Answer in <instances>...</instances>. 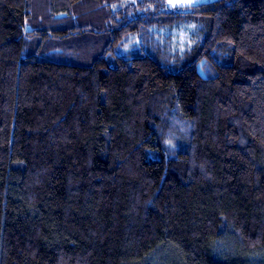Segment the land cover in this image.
Segmentation results:
<instances>
[{
  "label": "trees",
  "instance_id": "16d2710c",
  "mask_svg": "<svg viewBox=\"0 0 264 264\" xmlns=\"http://www.w3.org/2000/svg\"><path fill=\"white\" fill-rule=\"evenodd\" d=\"M0 264H264V0H0Z\"/></svg>",
  "mask_w": 264,
  "mask_h": 264
},
{
  "label": "rangeland",
  "instance_id": "374dc122",
  "mask_svg": "<svg viewBox=\"0 0 264 264\" xmlns=\"http://www.w3.org/2000/svg\"><path fill=\"white\" fill-rule=\"evenodd\" d=\"M215 0H169V4L172 8L175 7H188V6H192V5H196L199 3H204V2H212ZM178 35L177 33L175 34V40H176V45H178ZM182 36V35H181ZM186 34H184V36H182V38L180 39V44L181 46H183L186 42H187V37H185Z\"/></svg>",
  "mask_w": 264,
  "mask_h": 264
}]
</instances>
